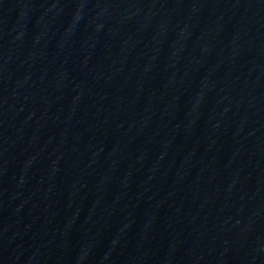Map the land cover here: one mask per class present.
Masks as SVG:
<instances>
[{"label":"water","instance_id":"95a60500","mask_svg":"<svg viewBox=\"0 0 264 264\" xmlns=\"http://www.w3.org/2000/svg\"><path fill=\"white\" fill-rule=\"evenodd\" d=\"M0 264H264V0H0Z\"/></svg>","mask_w":264,"mask_h":264}]
</instances>
